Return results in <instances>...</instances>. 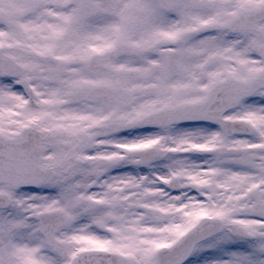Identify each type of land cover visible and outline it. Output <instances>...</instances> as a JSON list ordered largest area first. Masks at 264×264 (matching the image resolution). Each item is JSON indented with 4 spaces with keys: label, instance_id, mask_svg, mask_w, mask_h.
Here are the masks:
<instances>
[{
    "label": "snow or ice",
    "instance_id": "snow-or-ice-1",
    "mask_svg": "<svg viewBox=\"0 0 264 264\" xmlns=\"http://www.w3.org/2000/svg\"><path fill=\"white\" fill-rule=\"evenodd\" d=\"M0 264H264V0H0Z\"/></svg>",
    "mask_w": 264,
    "mask_h": 264
}]
</instances>
